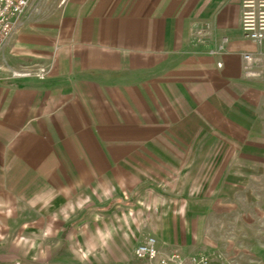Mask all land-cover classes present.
<instances>
[{
	"label": "crops",
	"instance_id": "obj_1",
	"mask_svg": "<svg viewBox=\"0 0 264 264\" xmlns=\"http://www.w3.org/2000/svg\"><path fill=\"white\" fill-rule=\"evenodd\" d=\"M241 12V0L31 2L0 51V264H147L135 248L150 236L188 258L213 203L256 198L264 42ZM33 64L48 75L5 77ZM248 231L264 264V226Z\"/></svg>",
	"mask_w": 264,
	"mask_h": 264
},
{
	"label": "rangeland",
	"instance_id": "obj_2",
	"mask_svg": "<svg viewBox=\"0 0 264 264\" xmlns=\"http://www.w3.org/2000/svg\"><path fill=\"white\" fill-rule=\"evenodd\" d=\"M1 78L3 76L0 75ZM210 172L208 171L207 175ZM243 195L234 204L230 201L225 203L226 200H222L220 204L208 203L209 206L215 204V208L212 213H209L208 219L200 220L201 222L195 220L201 223L203 231L195 240H192L191 254L188 255H205L210 261L218 262V264H259L258 257L261 255L259 252L249 251V249L252 250L255 247V241L259 239L260 235L256 236L254 231L249 233L248 226L253 230L263 229L264 218L249 219L247 214L249 211H253L252 208L255 205L264 210V183L259 184L256 189L255 197L257 199L248 200L247 191ZM204 223L205 225H203Z\"/></svg>",
	"mask_w": 264,
	"mask_h": 264
},
{
	"label": "built area",
	"instance_id": "obj_3",
	"mask_svg": "<svg viewBox=\"0 0 264 264\" xmlns=\"http://www.w3.org/2000/svg\"><path fill=\"white\" fill-rule=\"evenodd\" d=\"M34 0H0V51L7 39L11 36L19 18L26 12ZM241 28L244 34L256 42H264V0H241ZM243 58L250 66L256 59L252 52H244ZM219 65H221L219 63ZM249 74H255L248 68ZM49 73L46 65L33 64L23 70L11 71L10 78L37 77L44 79ZM135 255L147 264H211L205 255L186 258L178 251L160 255L157 248V239L150 236L145 242L135 248Z\"/></svg>",
	"mask_w": 264,
	"mask_h": 264
}]
</instances>
